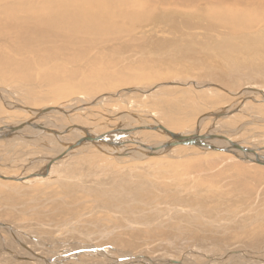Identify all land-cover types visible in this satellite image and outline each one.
Masks as SVG:
<instances>
[{"label":"rangeland","instance_id":"1","mask_svg":"<svg viewBox=\"0 0 264 264\" xmlns=\"http://www.w3.org/2000/svg\"><path fill=\"white\" fill-rule=\"evenodd\" d=\"M222 27L228 28L229 26L223 25ZM261 27H264L263 23L255 28ZM224 30L215 28L212 32L213 36L204 39L209 31L204 32L200 28L183 27L175 35L182 36L181 34L184 33L185 36L186 32V36H190V40L191 38L193 40L190 41L193 53L206 55L212 61L217 60L216 62L219 63V60H223L221 57L226 56L217 55V53L215 55V51H212L211 48L223 42V40L219 42L217 40L223 36L220 32ZM196 32H199V35H196ZM228 32V34L234 33L229 28ZM246 32L255 33L256 31L255 29L252 31L242 30L239 33ZM175 35L167 34L162 37L164 48H171L165 53H155L148 50L146 46H138L136 52L130 49V51H125L117 40H110L100 46L99 49L102 50L98 53L102 56L99 62L92 67L108 74H117L122 67H127V69H133L132 73L134 72L136 75H144V77H137L130 82L108 83L105 77L104 79L98 75L96 78L91 77L92 75L88 72L91 67L85 69L75 67L80 69L82 77L84 75L79 80L73 79L69 82L66 79H41L38 75L47 70V67H44L39 68L37 74L30 81L4 77L0 74V89L11 90L19 103L36 109L47 110L61 106L66 112H70L76 124L83 126V131L90 129L95 133H109L115 129L114 127L123 124L118 120L120 116L121 118L126 116L123 129L137 126L141 120L145 121L144 123H154V119H156L172 131L193 132L196 128V119L201 113L212 110L220 111V108L229 105L232 111H226L224 116H207L200 124V132L205 131L213 124L214 129L210 131L211 133L225 135L230 140L241 141L243 139L245 140L244 144L247 142L246 148L252 147L251 144L249 145L250 142L264 147V98L247 88L253 87L258 90L264 88V69H262L264 63L251 61L240 69L223 60L224 63L218 66L221 69V80H211L209 79L211 76L206 77L201 66L198 68L194 66L183 72L179 60H174V62L170 60L169 65L165 67H156L155 64H150L159 57L158 60L163 58L162 56L175 54L174 49L180 48L181 45ZM232 37L229 36V38ZM123 43L126 44L124 41ZM244 43V41L240 42L241 47ZM257 43L260 42H253L251 49H257ZM197 49L203 51H197ZM206 50L208 51L206 52ZM243 50L242 48L241 51ZM152 54H156V57ZM131 55L134 57L132 56V58ZM37 56L35 54L36 58ZM119 59L121 61L116 64V60ZM139 62L142 64L139 65ZM136 64L140 66L138 72ZM72 67L74 68V66ZM212 69L218 70L214 67ZM74 80L75 82L84 81L87 86L89 83L93 84L92 82L99 81L98 83H104L103 88L106 91H114L118 88L120 90L127 86H137L139 89L150 91L148 93L138 90L122 91L118 96H105V100L100 104L84 106L83 100L86 102L95 100L99 95H102L101 92L104 89L102 88L97 93L95 91L85 92L71 82ZM203 84L210 85L203 86ZM242 90H245L244 95L249 96L242 101H235L239 98ZM69 105L75 107L76 110L71 109ZM131 111L135 115L131 116L129 114ZM121 112L123 113L121 114ZM31 117L19 109L0 105L2 126L19 119H31ZM48 119L53 120L52 122L56 126L58 124L71 126V123L67 122L68 120L60 114H52ZM40 120L43 122L38 117L31 119L33 122ZM66 134L68 137L70 136L67 140L79 137L72 132ZM167 140H170L167 135L150 129L128 130L120 134V142L131 149L143 147L139 145L141 143L148 147L151 145L162 146L161 144ZM19 147V145L10 146L0 138V221L12 227L21 241L29 243V246H35L42 253V257L49 259L50 262L56 260V263L55 257L61 259L62 264L100 262L99 259L85 255L94 253L93 251L78 252L83 254L79 256V259L66 258L73 252L69 251L70 249L77 248L84 243L96 244V246L106 249L109 247L118 256L126 252L135 254L137 259H131L127 264H152L149 262L150 259L155 260L157 256L162 259L168 257L178 261L169 264H185L187 260L190 261L189 264H202V262L206 264L205 260L208 258L206 256H215L221 259L217 260L219 264H229L227 259L220 255L225 256L230 251L227 248H233L235 243L242 247L241 250L245 249L264 259V243H262L264 242V232L261 231V228L258 229V226L264 225V165L249 161L243 153L237 150L230 147L231 152L204 150L194 145L182 144L173 146V149L163 155L132 160L129 157L121 156L114 158L94 146H78L76 149L80 148V152H73L69 157L44 161L42 157L49 153L48 149L37 151V148H33L34 150L29 153L30 147L24 149ZM62 148L63 146H60L59 149ZM255 150L257 149L255 148ZM55 151L50 152L56 153L57 151ZM260 153L264 155V150ZM41 161H44V164L48 162V164L46 169L42 170L43 176L39 177L33 173L39 172V169L43 167ZM26 167L31 170L24 169ZM4 176H11L12 179ZM120 182L124 183V188L114 186L119 185ZM137 186L139 188H136ZM93 188L102 189L92 192ZM112 193L115 194V197L110 199L109 196ZM192 207L196 211L200 210L198 211L199 216L193 218L191 226L190 224L184 225L187 220H192L188 214L189 211H187ZM217 213L218 215H216ZM142 215L143 218H141ZM148 216L154 219L151 223L146 222L145 218H149ZM207 217L216 218V220H219L218 217H220V221L226 229L218 230L219 235L217 236V228L202 227L201 224L206 221ZM180 219L182 221H179ZM199 226L204 228L203 231L208 230L214 235L211 240L215 243L200 244L196 240L195 236L202 231L195 229ZM98 227L99 229H97ZM178 227L180 229L175 230ZM3 232L5 231L3 230ZM253 232L257 238L254 239L257 240L256 242L248 240V234L252 236L250 234ZM170 235L175 240L169 245ZM238 237L241 239L239 240ZM117 239L126 240L130 244L117 242ZM2 243L16 251H18L17 248H21L12 238H0V257L6 258L10 262L6 263L0 260V264H26V262L16 261L15 256L9 257V254L3 249ZM63 249L69 251L66 257L54 256L55 252L63 251ZM205 253L206 256H204ZM140 254L147 255L150 259L138 257ZM230 255H234L233 252ZM26 260L28 259L26 258ZM28 261H33L32 264L45 263L35 257ZM262 263L264 264V262Z\"/></svg>","mask_w":264,"mask_h":264},{"label":"bare ground","instance_id":"2","mask_svg":"<svg viewBox=\"0 0 264 264\" xmlns=\"http://www.w3.org/2000/svg\"><path fill=\"white\" fill-rule=\"evenodd\" d=\"M216 21L222 26L223 25L229 26L228 27L229 30L231 31L232 29L234 33L228 34L229 33L228 28L219 26L216 23ZM261 23H263L264 26V0H0V74L4 75V77L8 76L9 78H13V79L30 81L33 79V76L37 74L39 68L47 67V70L43 71L38 75L41 79L42 78L49 80L66 79L70 82V80L73 79L79 80L80 78L84 77V75L82 77L81 74L82 72H80V69H77L75 67L81 69H85L86 67H91V69L88 70L89 74L92 75L91 77L96 78L97 75L102 77L103 79L105 77L108 80V83H114L116 81H118L119 83L130 82L135 80V78L137 77L142 78L144 77V75H136V73L134 72L132 73L133 69H127V67H122V69L119 72H117V74L116 73L108 74L105 71H98L96 68L92 67L93 65L99 62L102 56L98 53V51L101 52L102 50L99 49L101 48L100 46L103 45V43H106L110 40H117V42L121 45V47H124L125 51L135 50L136 52L138 46L141 47L146 46L148 50L153 51L155 53H163V52L165 53L167 51H170L171 48H167V49L164 48L165 45L162 37H165L167 34L175 35L183 27L188 29L200 28L204 32L209 31L207 35H205L204 39L206 37H212L213 36L212 32L214 31L215 28L225 29L223 32L222 31L220 32V34L223 35L222 37L219 34L222 39L220 38L219 40H217V42L222 40L223 42L220 45L212 47L211 49L212 51H215V55L217 53V55L226 56V57H221V59H223L226 63H228L233 67L241 69L242 67L243 68L245 67L246 63L248 64V62L251 61H256V62L261 61L264 63V27L255 28L256 26L258 27V25ZM253 29H255L256 31L255 33H250V32H246L242 34L239 33L242 30L252 31ZM183 34H181L182 36L175 35L178 38L177 39L178 42L181 44L180 48L176 50L174 49L175 54H168L165 57L162 56L163 58L158 60L160 58L159 57L156 61L150 64H155L154 66L156 67L157 66L165 67L169 65L170 60H173V62L174 60H179L183 72L186 69L188 70V68H193L194 66H197L198 68V66H201L204 75L206 77L211 76L209 78L211 80L212 79L221 80L222 79V75L220 71L221 69L218 66L222 65L224 61L219 60V63H217L216 62L217 60L212 61L206 55H199L193 53V50L190 47L192 44V42L190 41H193L192 38L190 40V36H186V32H185V36ZM196 35H199V32ZM229 36H233V37L229 38ZM185 37L186 39H184ZM1 40H3V42H1ZM123 41L126 42V44H124ZM242 41H244L245 43L241 47L240 42ZM253 42L255 43L260 42L256 44L258 46L257 49H251V44ZM242 48L244 49L243 51H241ZM197 51H203V50L197 49ZM207 51L208 50H206V52ZM35 54L38 55L37 58L35 57ZM152 55L156 57V54H152ZM132 56L134 57V55H131V57ZM121 59L116 60V64L120 62ZM145 61L148 60L145 59ZM261 62H257V63H261ZM141 64L139 62V65ZM139 65L136 64V67H138L139 69L136 70L137 72L140 71ZM72 66H74V68ZM213 67L218 68L219 71L212 69ZM175 69L177 68L175 67ZM262 69H264V67H262ZM75 80L71 82L75 84L76 87H78L81 90H84L85 92L95 91L97 93V91L99 90L101 91L102 88L104 87L103 86L104 83L103 84L98 83L99 81L92 82L93 84L89 83V85L87 86L86 82L84 81L75 82ZM103 89L105 90V88ZM118 89L114 91L103 90V92H101L102 95H99L97 98H95V100L89 102L83 100V105L92 106L94 104H100L105 100V96L107 95L118 96L122 91L138 90L143 93H148V91H150V90L139 89L137 86L136 87L127 86V87H122V89L120 90ZM244 91L245 90H242V92L239 95V98L236 99L235 101H242L244 98H247V96H249V95H244L245 94ZM250 91H252L253 93L256 92V95L260 94L264 98V88L259 90L258 89L250 90ZM1 104L2 106L4 105L11 109H19L21 111H24L26 114L32 116L31 119L37 117L39 119L40 118L42 119L43 122H41V120L39 122L36 121L33 122L31 121V119H26V120L19 119L18 121L15 120L12 123L6 124L4 126H2L0 123V138L3 139V141L7 142L10 146L19 145L20 146L19 148H23V149L30 147L28 149L30 151L29 153H31L32 150H34L35 148H37V151L41 149H48L49 153L48 154L46 153V156L42 157V160L44 161L52 158L57 159L58 157L60 159H62L63 157H69L70 155H72L73 152L74 153L80 152L79 151L80 148L76 149L78 146L91 147L96 145L99 147L97 148L98 150L109 153L110 155L114 156V158L121 156L126 158L129 157L132 160L145 159L153 155H160V154L163 155L174 148V147L166 148L162 146L151 145L149 146L150 149L149 147L148 148L140 147V148L131 149V148H127L123 144L115 145V144H109L106 141H99V140L94 141L93 142L94 145L92 144V142L89 143L88 141H86V143L76 144L75 146L70 148L69 145L73 141L84 136L85 131H83V129L79 127L80 125L75 123V121L72 119L73 116L70 114V112H66L63 107L55 106L47 110L30 107L24 103L23 104L19 103V100L15 97V94L7 88L0 89V105ZM56 107L62 109V111L57 109ZM69 107L73 110H76V108L73 107L72 105H69ZM223 109L226 111H230V106L227 105L222 109L220 108V110ZM215 112L217 111L212 110L211 112L209 111L207 113L206 112L201 113L200 116L197 117L196 122L198 123V121H200L201 124V122L205 118H207V116L216 117L213 114ZM122 113L123 112H121V114ZM52 114L53 115L60 114L62 117L68 120L67 122L71 123V126H67L63 124L60 125L58 124V126H56V124L52 122L53 120L48 119ZM129 114H131V116L132 114L135 115V113H133L132 111L131 113L129 112ZM125 118H121V116L118 117V120L123 124H120L118 126L115 125L116 126L114 127L115 129L109 132V135L106 138L107 140L111 139L115 143L120 142V134L123 132L122 129L124 124L126 123ZM144 122L145 121L141 120L137 124L151 127L154 124L159 123V121H157L156 119H154V123H144ZM49 128L56 131L57 133L46 131V129ZM119 128L122 129L117 132ZM150 130L160 131L163 134L167 135L170 139L169 133L167 132L164 133L159 127L150 128ZM199 130L201 131V129ZM87 131H89L88 134H86L87 136H96V134H98L90 129H88ZM69 132H72V134L77 135L79 137L74 138L72 140H67L69 139L70 136L68 137V134L66 133ZM44 135L46 136L44 137ZM232 141H236V140L234 139ZM244 141L245 140L243 139L241 141H238L239 144L241 145L240 148H238L230 145L225 139L224 140L212 139V141L207 140L208 143H212L217 147H219V150H221V148L223 147H228V148L230 147L234 150H237L238 152L243 153L246 156L245 157L246 159L251 158L252 160H254L256 156H259L261 157L260 162L257 163L264 165V159H263L264 155L260 153V151L264 150V147H260L259 145L250 142L249 145L251 144L252 147L246 148L245 145L247 142L245 143V145H243ZM60 146H63V148L59 149ZM55 148L57 152L55 151ZM198 148L206 150L205 148L202 147H198ZM255 148L257 150H255ZM17 151L19 152V150ZM50 151L51 152L55 151L56 153H51ZM26 152L28 151L26 150ZM44 161H41L43 163V167L39 169V172L37 171L33 173V175L36 176L39 175V177L43 176L42 170H45L48 164V162L44 164ZM28 168L29 167H26L24 169H28ZM4 177H8V179H12L11 176H4ZM114 186L118 188L120 187L124 188V183L120 182L119 185H114ZM136 188H139V186H137ZM101 189L102 188H93L91 189V191L92 192L100 191ZM112 197L113 198L115 197L114 193H112V195L109 196L110 199H112ZM187 211H189L188 214L190 217H192V220H187V222H185L184 225L186 224L189 225L193 221L194 217L197 218V216H199L198 211L200 210L196 211L194 210V207H192L187 209ZM216 215H218V213ZM143 217L144 216L142 215L141 218ZM148 217L149 218H145L146 222L151 223V221L154 219L152 217L150 218V216ZM211 218L212 217H207L206 221L203 220L204 222H202L203 224L201 225L202 227L210 226L217 228L216 235L218 236L219 235L218 230L221 229L223 230L226 228L223 227V223H221L220 217H218L219 220H216V218L215 219L214 218L211 219ZM179 221L182 220L180 219ZM263 226L264 225H261V227L258 226V229L261 228L262 232H264ZM179 227L175 228V230L180 229ZM199 227L195 229L202 231L195 236L197 237L196 240L199 241L200 244L204 242H208L207 244L215 243L211 240L212 238H214V235L211 234V232H209L208 230L203 231L204 228L202 229L201 226ZM97 229H99V227ZM3 230L5 232H3ZM243 232L245 231L243 230ZM250 235L252 236H249L248 234V240L257 239L255 238L254 232L251 233ZM104 237L106 238L107 236L105 235ZM0 238H12L21 246V248L20 249L17 248L18 251H16L14 248L7 247L5 243H2L3 249L9 254V257L15 256L17 258L16 261H18L19 263L26 262V264L29 263L32 264L33 261L30 262L28 260H31L33 257L39 258L44 262L48 260L47 262L41 264H62L63 262V261L61 262V259H58L56 257H55V259H57L56 263H55L56 260L50 262L49 259L42 257L41 255L42 253L39 252V250L35 246H29V243L25 241H21L14 232V230L12 229V227H10L9 225L7 226V224L2 223L1 221H0ZM130 239H132V237H130ZM168 239H169L168 240L169 245L172 244V241L175 240V238L171 237V235ZM238 239L240 240L241 238L238 237ZM116 241L124 242L125 244L127 242L126 240L123 239H117ZM256 241L257 240H254L253 242ZM129 244L130 242H127V245ZM235 245L233 246V248H227L230 251H228V253L225 256L222 254L220 255L223 258L227 259L229 264L231 262H232L231 264H263L262 262H264V259H261V257H257L256 256L257 254L256 255L252 254L251 252L246 251L245 249L241 250L242 247H240V245H237V243H235ZM234 247L237 248L235 249ZM111 250L112 249H109V247L108 249H106L105 247H98L96 246V244L84 243L79 245V247L77 248L70 249L69 251L71 252L73 251V252L68 257L66 256L68 255L67 253L69 251L66 249H63V251L55 252L54 256L55 255L58 257L64 256L68 259L74 257L79 259V256L83 254L82 252L81 253L78 252L93 251L94 253L85 254V255L87 256L89 255L88 257L101 260L100 262H96L94 264H127L130 262L131 259H137L136 255L131 254L130 252L121 253L118 256L117 253L115 254ZM231 252H233L234 255H230ZM141 256L142 258H146L147 260L150 259L149 257H147V255H143V254H140L138 257ZM204 256H206V253ZM25 257L28 260H26ZM206 257H208L205 260L206 262L204 261L206 264H219L217 263V260H221L215 256L214 257L206 256ZM0 260L6 263H10L6 258L0 257ZM171 260L174 263L178 262L176 259H171L168 257L167 259L166 258L162 259V257L159 256H157L155 260L150 259L149 262H152V264H166L168 262L169 264ZM188 262L190 261L187 260L185 264H189Z\"/></svg>","mask_w":264,"mask_h":264},{"label":"water","instance_id":"3","mask_svg":"<svg viewBox=\"0 0 264 264\" xmlns=\"http://www.w3.org/2000/svg\"><path fill=\"white\" fill-rule=\"evenodd\" d=\"M174 84H177V83H174ZM179 84V83H178ZM207 85H210V84H203V86H207ZM249 90H256L254 89L253 87H247ZM128 90V89H127ZM57 108V107H56ZM59 110L62 111V109L60 108H57ZM232 111V110H230ZM216 117H222L226 114V110H220V111H217L215 113H213ZM78 126V125H76ZM81 127L83 130V126H79ZM155 127H159L164 133L167 132L169 133L170 135V140H167L165 142H163L161 145L162 147H173V146H176V145H182V144H186V145H194V146H198V147H202V148H205V149H211V150H219V147H217L216 145L212 144V143H208L207 140H212V139H220V140H226L230 145L232 146H235V147H238L240 148V144L239 142L236 140V141H232L230 139H227L225 135H220V134H216V133H211L210 131L212 129H214L213 127V124H211V127H209L208 129H206L205 131L203 132H200L199 129H201L200 127V121H198V123H196V128L193 132H175V131H172L170 129H167L165 126H163L161 123H156L154 124L153 126L149 127V126H144V125H137V126H131L129 128L125 127L124 129L122 128H119L117 130V132L119 130H123V131H128V130H142V129H150V128H155ZM46 131H50V132H55L57 133L56 131L52 130V129H46ZM86 134H88L87 131H85L84 133V136L80 137L79 139L73 141L69 147H73L75 146L76 144H82V143H86V141H88L89 143L93 142L94 141H106L107 143L109 144H115V145H120L122 144L121 142H113L111 139H106L109 135V133H98L96 134V136H87ZM98 141V142H99ZM94 145V144H93ZM140 146H143V147H146L148 148V146L146 144H139ZM96 148H99L98 146L94 145ZM150 148V147H149ZM221 151H230L231 150L228 148V147H223L221 148ZM149 155V154H147ZM260 158L259 156H256L254 158V160H252L251 158H248L249 161H255V162H260ZM264 159V158H263ZM22 244V243H21ZM24 245V244H23ZM48 261V260H47ZM45 261V262H47ZM171 262H173L171 260Z\"/></svg>","mask_w":264,"mask_h":264},{"label":"flooded vegetation","instance_id":"4","mask_svg":"<svg viewBox=\"0 0 264 264\" xmlns=\"http://www.w3.org/2000/svg\"><path fill=\"white\" fill-rule=\"evenodd\" d=\"M243 145H245V144H243Z\"/></svg>","mask_w":264,"mask_h":264}]
</instances>
